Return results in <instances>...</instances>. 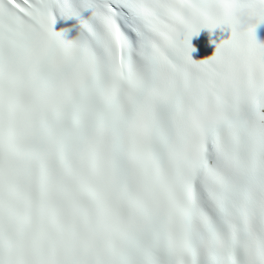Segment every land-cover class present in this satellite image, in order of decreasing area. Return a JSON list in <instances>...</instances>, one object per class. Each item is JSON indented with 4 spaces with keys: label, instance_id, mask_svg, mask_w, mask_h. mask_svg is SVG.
<instances>
[{
    "label": "snow or ice",
    "instance_id": "obj_1",
    "mask_svg": "<svg viewBox=\"0 0 264 264\" xmlns=\"http://www.w3.org/2000/svg\"><path fill=\"white\" fill-rule=\"evenodd\" d=\"M259 24L264 0H0V264H264Z\"/></svg>",
    "mask_w": 264,
    "mask_h": 264
},
{
    "label": "clouds",
    "instance_id": "obj_2",
    "mask_svg": "<svg viewBox=\"0 0 264 264\" xmlns=\"http://www.w3.org/2000/svg\"><path fill=\"white\" fill-rule=\"evenodd\" d=\"M259 5L255 7L249 3H240L234 7L232 11V16L234 18V27L237 30L247 29L256 23V10Z\"/></svg>",
    "mask_w": 264,
    "mask_h": 264
}]
</instances>
